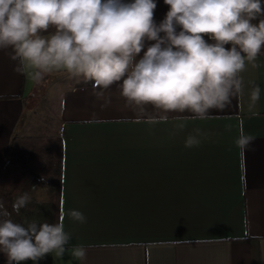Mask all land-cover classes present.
Listing matches in <instances>:
<instances>
[{"label": "crops", "instance_id": "obj_1", "mask_svg": "<svg viewBox=\"0 0 264 264\" xmlns=\"http://www.w3.org/2000/svg\"><path fill=\"white\" fill-rule=\"evenodd\" d=\"M153 2L159 25L170 6ZM13 54L0 49V165L14 136L51 132L63 141L60 217L70 250L45 254L39 264H264V47L239 74L241 91L205 119L137 106L121 95L120 82L102 92L79 86L85 79L63 70L49 73L38 94L34 70L17 73ZM255 85L261 94L253 101ZM241 122L256 137L243 155L235 143ZM197 128L207 137L186 147ZM79 246L83 258L71 251ZM0 264H7L3 253Z\"/></svg>", "mask_w": 264, "mask_h": 264}, {"label": "clouds", "instance_id": "obj_2", "mask_svg": "<svg viewBox=\"0 0 264 264\" xmlns=\"http://www.w3.org/2000/svg\"><path fill=\"white\" fill-rule=\"evenodd\" d=\"M164 2L170 10L157 25L153 0H0V49L10 47L11 59L17 61L14 70H34V80L63 70L93 82V89L101 92L120 82L121 95L137 106L205 119L210 109H224L241 91L239 74L264 47V19L252 22L264 16L261 0ZM175 25L182 30L177 32ZM50 27L54 31L49 32ZM205 35L214 43L206 42ZM228 44L230 49L225 48ZM142 49L146 50L140 56ZM260 94L255 85L252 100H259ZM258 115L254 112L249 118ZM178 127L183 130L185 125ZM207 135L194 129L185 146H197ZM255 140L241 122L235 142L240 154L253 151ZM30 202L29 192H21L12 202V212L18 215ZM12 212L0 200V253L7 264H39L45 254L56 251L62 256L70 250L71 233L65 232L63 214L57 223H17ZM67 215L87 222L80 211L69 210ZM71 251L86 256L83 246Z\"/></svg>", "mask_w": 264, "mask_h": 264}, {"label": "trees", "instance_id": "obj_3", "mask_svg": "<svg viewBox=\"0 0 264 264\" xmlns=\"http://www.w3.org/2000/svg\"><path fill=\"white\" fill-rule=\"evenodd\" d=\"M50 79L49 73L37 81V93ZM86 80L79 86H91ZM63 173V141L61 135L14 136L0 165V200L12 212V202L23 191L31 196L29 205L12 219L17 223L35 219L38 223L60 220Z\"/></svg>", "mask_w": 264, "mask_h": 264}, {"label": "rangeland", "instance_id": "obj_4", "mask_svg": "<svg viewBox=\"0 0 264 264\" xmlns=\"http://www.w3.org/2000/svg\"><path fill=\"white\" fill-rule=\"evenodd\" d=\"M264 8V4L261 2V9H263ZM55 111H56V106H55V102H54V104H52V106L51 107H49V109L47 110V112H49V113H51V112H54L55 113ZM42 109H41V114H42ZM52 114V113H51ZM54 119V118H53ZM38 120V119H37ZM55 121V120H54ZM54 121L53 122H51V123H54ZM50 126H52L53 127V125H51L50 124ZM52 127H49V128H52ZM34 132V131H33ZM36 132V131H35ZM49 135H59V134H51V132H48V135H42V136H49ZM39 136V135H38Z\"/></svg>", "mask_w": 264, "mask_h": 264}, {"label": "built area", "instance_id": "obj_5", "mask_svg": "<svg viewBox=\"0 0 264 264\" xmlns=\"http://www.w3.org/2000/svg\"><path fill=\"white\" fill-rule=\"evenodd\" d=\"M261 2L264 4V0H261ZM261 11L264 12V8L261 9ZM258 19H259V20H260V19H264V16H261V17H259ZM258 22H259V21H258Z\"/></svg>", "mask_w": 264, "mask_h": 264}]
</instances>
